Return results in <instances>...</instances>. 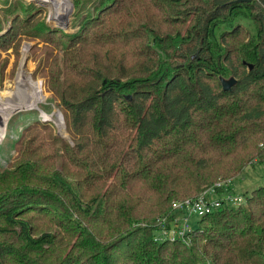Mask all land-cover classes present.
<instances>
[{
  "label": "trees",
  "instance_id": "16d2710c",
  "mask_svg": "<svg viewBox=\"0 0 264 264\" xmlns=\"http://www.w3.org/2000/svg\"><path fill=\"white\" fill-rule=\"evenodd\" d=\"M71 1L72 32L27 0L2 8L3 37L44 42L36 72L71 141L57 167L51 121L16 140L0 170V264H264V186L187 242L154 238L176 200L264 163V0Z\"/></svg>",
  "mask_w": 264,
  "mask_h": 264
},
{
  "label": "rangeland",
  "instance_id": "374dc122",
  "mask_svg": "<svg viewBox=\"0 0 264 264\" xmlns=\"http://www.w3.org/2000/svg\"><path fill=\"white\" fill-rule=\"evenodd\" d=\"M27 1L35 3L39 7H44V15L51 25L64 27L68 32H72L78 27V25H75L77 17L75 7L71 0H68L71 7L67 11L66 9L62 10L63 14L59 13L62 17L57 18L52 17V8L48 3L39 0ZM66 1H62V5L59 6L60 9L68 6ZM12 2L13 0H6L5 2L0 0V91L6 93L4 101H7L10 97L12 98L13 94L16 92L17 81L21 74L24 73L32 80L40 81L45 95L38 103L37 108L21 111L17 110V112L10 117L7 124L6 138L0 144V170L8 168L9 163L16 155V140L19 138L23 128L34 121H51L54 124L58 144L56 165L60 167L62 162V140L67 139L71 141L63 115L60 95H53L52 92L48 91L45 78L39 76L36 72L39 55L36 54V51H33L32 48L35 45L43 46L44 42L40 41L39 38L28 39L24 36H17L15 40L10 38L9 35L3 37V35L8 33L11 29L12 18L10 15H5L2 8H8ZM3 44H10V46L5 50L3 49L4 47H2ZM55 53L58 54L62 66L63 47L57 49ZM6 58L7 63L5 65L4 60ZM27 85H29V83ZM29 89L31 91L33 88L30 87ZM7 92H9V94H7ZM40 110H45L48 113H56L53 119L44 120ZM259 186H264V163H257L246 167L242 174L231 180L228 187L229 190L234 193L247 194ZM223 189H225L224 186ZM199 219V217L195 216L192 218V221H198ZM57 231H59V227H57Z\"/></svg>",
  "mask_w": 264,
  "mask_h": 264
},
{
  "label": "built area",
  "instance_id": "2783aa9c",
  "mask_svg": "<svg viewBox=\"0 0 264 264\" xmlns=\"http://www.w3.org/2000/svg\"><path fill=\"white\" fill-rule=\"evenodd\" d=\"M231 180H220L215 185L205 189L199 196L176 200L169 214L159 216L156 219L155 240L158 242L165 240L187 242L198 223V221H192L193 217L201 218L213 212L224 201L235 204L243 203L245 200L243 194L229 190L228 186Z\"/></svg>",
  "mask_w": 264,
  "mask_h": 264
},
{
  "label": "bare ground",
  "instance_id": "6f19581e",
  "mask_svg": "<svg viewBox=\"0 0 264 264\" xmlns=\"http://www.w3.org/2000/svg\"><path fill=\"white\" fill-rule=\"evenodd\" d=\"M48 3L52 8V17H62L59 13H62V10L66 9V11L71 7L70 2L66 8L60 9V5H62L63 0H39ZM63 14V13H62ZM59 15V16H58ZM29 83V85H27ZM30 87L33 89L30 91ZM16 92L13 94L12 98L10 97L7 101H4V96L6 93L4 91H0V144L6 138L7 135V124L9 122L10 117L18 111L26 110V109H34L37 108L40 100L44 98V92L40 85V81H34L28 78L24 73L21 74L20 78L17 81ZM13 93V92H12ZM9 94V92H7ZM42 118L53 119L54 113H48L45 110H40ZM60 118V115H59Z\"/></svg>",
  "mask_w": 264,
  "mask_h": 264
},
{
  "label": "water",
  "instance_id": "95a60500",
  "mask_svg": "<svg viewBox=\"0 0 264 264\" xmlns=\"http://www.w3.org/2000/svg\"><path fill=\"white\" fill-rule=\"evenodd\" d=\"M221 82L224 90H231V88L236 84V78L231 76L229 78L221 77Z\"/></svg>",
  "mask_w": 264,
  "mask_h": 264
}]
</instances>
